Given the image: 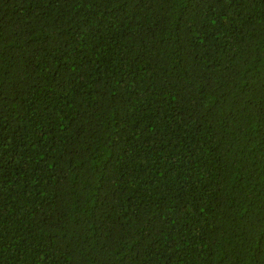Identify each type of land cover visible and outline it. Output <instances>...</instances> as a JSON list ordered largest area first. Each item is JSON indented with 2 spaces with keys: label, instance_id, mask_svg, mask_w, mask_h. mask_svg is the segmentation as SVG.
<instances>
[{
  "label": "trees",
  "instance_id": "16d2710c",
  "mask_svg": "<svg viewBox=\"0 0 264 264\" xmlns=\"http://www.w3.org/2000/svg\"><path fill=\"white\" fill-rule=\"evenodd\" d=\"M0 264H264V0H0Z\"/></svg>",
  "mask_w": 264,
  "mask_h": 264
}]
</instances>
